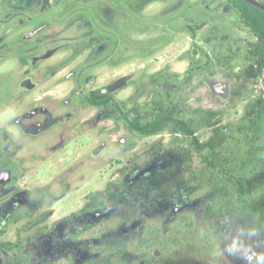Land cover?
<instances>
[{
    "label": "rangeland",
    "instance_id": "374dc122",
    "mask_svg": "<svg viewBox=\"0 0 264 264\" xmlns=\"http://www.w3.org/2000/svg\"><path fill=\"white\" fill-rule=\"evenodd\" d=\"M142 2L0 0V264H264V153L244 140L264 146V72L243 76L257 39L226 0ZM158 100L256 179L242 200L191 137L133 135L115 111L146 123Z\"/></svg>",
    "mask_w": 264,
    "mask_h": 264
},
{
    "label": "trees",
    "instance_id": "16d2710c",
    "mask_svg": "<svg viewBox=\"0 0 264 264\" xmlns=\"http://www.w3.org/2000/svg\"><path fill=\"white\" fill-rule=\"evenodd\" d=\"M152 0H143L140 8L145 7ZM232 3L233 7L237 9L240 13L241 20L243 24L250 29L253 35L256 37L257 42L249 46L248 54L252 63L244 70L243 76L251 79H257L264 72V11L253 6L252 4L244 0H226ZM195 33V30L190 29ZM113 97L109 92L103 90H98L91 92L90 97L87 102L93 107H107L112 101ZM116 113L123 119L127 124V130L139 137H148L156 134H160L165 131L169 126L173 125L178 128L185 135L192 138V145L194 149L199 153L203 161L210 168L218 170L236 189L239 195V199L242 200L246 194V187L254 183L256 179L240 178L231 175L227 168L220 166L216 161L210 160L207 156L202 155L203 151L207 148H211L210 144L201 143L195 135L192 129L190 121H184L179 119L183 110L177 106H167L163 101L154 102V114L150 121L142 123L137 117L134 120H129L126 113H124L120 108H115ZM248 117L251 119L250 122L252 126L257 124L258 118L260 116V109L253 106L248 112ZM245 143L249 146L251 151L264 153V146H256V142H260L261 139L257 136H250L244 134ZM264 178V176H262ZM95 194H92L94 196ZM88 195V197H92ZM89 204H86V207ZM212 209L207 208V214H211ZM258 212L261 215V221L264 223V207L259 208ZM77 214H71L70 217L76 216ZM0 247L11 251L14 249V244L12 242H0ZM10 264H16L11 262Z\"/></svg>",
    "mask_w": 264,
    "mask_h": 264
},
{
    "label": "water",
    "instance_id": "95a60500",
    "mask_svg": "<svg viewBox=\"0 0 264 264\" xmlns=\"http://www.w3.org/2000/svg\"><path fill=\"white\" fill-rule=\"evenodd\" d=\"M244 1L250 3V4H252L253 6H255V7L261 9L262 11H264V4H262V3H260V2H258V1H256V0H244Z\"/></svg>",
    "mask_w": 264,
    "mask_h": 264
},
{
    "label": "flooded vegetation",
    "instance_id": "af4514ba",
    "mask_svg": "<svg viewBox=\"0 0 264 264\" xmlns=\"http://www.w3.org/2000/svg\"><path fill=\"white\" fill-rule=\"evenodd\" d=\"M50 1H51V0H50ZM16 123L19 124L18 121H17ZM3 175H8V173H7V172H6V173L4 172ZM1 176H2V175H1Z\"/></svg>",
    "mask_w": 264,
    "mask_h": 264
},
{
    "label": "crops",
    "instance_id": "0c3cea01",
    "mask_svg": "<svg viewBox=\"0 0 264 264\" xmlns=\"http://www.w3.org/2000/svg\"><path fill=\"white\" fill-rule=\"evenodd\" d=\"M67 198L69 197V196H66Z\"/></svg>",
    "mask_w": 264,
    "mask_h": 264
}]
</instances>
